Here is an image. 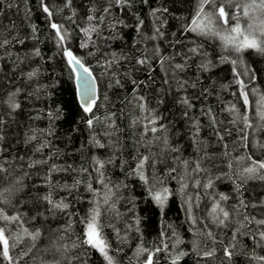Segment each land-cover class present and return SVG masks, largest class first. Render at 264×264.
Listing matches in <instances>:
<instances>
[{"label": "trees", "instance_id": "16d2710c", "mask_svg": "<svg viewBox=\"0 0 264 264\" xmlns=\"http://www.w3.org/2000/svg\"><path fill=\"white\" fill-rule=\"evenodd\" d=\"M198 2L0 3V192L9 201L0 207L8 215H20L19 221L0 220V227L6 229L10 245H16L10 250L13 264H107L97 250L81 243L86 218L97 207L114 264H145L148 254L153 264H173L180 252L187 255L177 264H264L259 259L264 257L259 236L264 226L256 223L264 219V180L243 172L251 164L248 157L264 160V148L259 147L264 128L258 127L264 123L259 115L264 111V53H237L221 34L187 30ZM153 9L157 11L150 15ZM213 10L205 5V11ZM89 15L98 29L90 37L81 31L88 27ZM53 22L61 26L63 42L50 27ZM242 22L249 23L246 18ZM250 22L254 27L245 29L264 41L258 20ZM65 50L97 80L91 113L78 102ZM30 72L36 74L29 78ZM242 91L248 94V105ZM10 93H16L20 105L15 110L6 103ZM245 115L252 125L245 129L247 146L240 134ZM153 118L154 125L149 123ZM143 157L148 160L142 180L137 165ZM97 161L103 162L99 172ZM209 180L212 186L206 187ZM163 188L168 192L161 206L152 196ZM58 203L68 207L55 208ZM217 204L230 213L224 225L213 220L214 215L223 219L219 208L213 212ZM25 228L40 229L41 236L17 240ZM53 241L67 249L55 252ZM141 248L148 251L139 253ZM205 250L214 254L204 256ZM24 252L27 255L20 258ZM0 264L8 261L0 257Z\"/></svg>", "mask_w": 264, "mask_h": 264}, {"label": "snow or ice", "instance_id": "6c2138e0", "mask_svg": "<svg viewBox=\"0 0 264 264\" xmlns=\"http://www.w3.org/2000/svg\"><path fill=\"white\" fill-rule=\"evenodd\" d=\"M114 2L117 5L128 4V0H114ZM143 3L147 4L148 0H142ZM0 3H3V0H0ZM70 3V0H69ZM205 5H209L213 7L212 12H205ZM10 6V5H9ZM235 8V12H231L228 9ZM43 11L48 14L50 17L52 15L51 11L49 10L47 5H43ZM105 13H108L110 11V7H106L103 9ZM156 9H153L150 13V15H155ZM163 11H167V9H163ZM242 12V17L240 13ZM246 18L248 21H257L259 22V30L262 36H264V0H250L249 3H245L241 5L240 3L235 2V0H199L198 2V8L197 11L195 12V15L191 21L192 27L190 31L193 32H199L202 35H219L218 32H215L213 30V25L216 21L222 22L224 25L229 26L230 33L233 35H230L228 38H223L222 39H227V42L231 44L234 48V50L239 53L243 51L244 49H255L261 53H264V41H260L257 39L256 35L252 34L251 32L247 33L245 32L244 29H242L241 25V19ZM95 19L94 16L89 15L87 17V20L89 21L88 27L82 28L81 31L86 35L89 36L92 33H96L98 31L97 27L91 23ZM103 20V17L100 18ZM230 21H234V23L230 24ZM143 24V21H138L137 24V31L139 32L140 26ZM50 27L56 31V36L60 42H63L65 39V36L61 30V26L58 25L57 23H51ZM254 27V24L252 22H249L247 24L248 29H252ZM33 31H35V28H33ZM156 34L160 35L161 33L159 32V29H156ZM153 39L155 36L152 37ZM4 43H7V41H4ZM82 47H87V44H82ZM193 52L196 51V49H192ZM36 55H39V50H36L35 52ZM64 55L68 58V63L73 66V70L75 71L76 67H79L82 69L79 73H77L76 79L79 82L78 83V93L81 97L80 100V106L82 110L85 113H91L93 110V107L95 106L96 102V88H95V78L92 76V73L89 68L84 67L82 61L77 58L72 51L70 50H65ZM145 60H138L137 63L143 64L145 63ZM109 62V66H110ZM235 63V61H233ZM176 68H180L181 65L177 64L175 66ZM202 67H205L202 65ZM36 73L35 72H30L28 74L29 78L34 76ZM117 84L120 83L119 80L116 81ZM133 84L135 85V81H133ZM241 85L243 87V84L241 82ZM20 90L17 89L16 92H19ZM15 95L16 93H10L8 100L6 103L8 104L9 108L12 110H15L20 107L19 103L15 101ZM241 95L243 96L244 104L248 105L249 104V99H248V94L246 92H241ZM141 100L143 97L140 98ZM262 101H264V97L261 98ZM184 103H187V100L184 101ZM141 108H143V104L140 105ZM260 119L261 121H264V111L259 112ZM243 122H244V128L240 130L241 138L242 140L245 141V146H247L246 142L248 140V133L245 129L252 127V125L248 121V117L245 115L242 117ZM93 119L89 118L87 120V125L89 127H92L93 125ZM0 123H2V120H0ZM150 124H155L156 123V118H153L152 120L149 121ZM233 123H235V120H233ZM162 127V126H161ZM259 128H264V123H261ZM148 129L146 128V131ZM150 131L155 133L157 131L156 127H151ZM3 137L0 136V140H2ZM98 143V142H97ZM100 147H103V145H99ZM260 148H264V144H259ZM22 159V157H21ZM248 159L251 161V164L249 167H246L243 169V172L248 175L249 178H259L261 180H264V175L260 173H264V160H252L251 157H248ZM148 160V157H143L140 160V163L137 165V174L140 175V179H145V177L142 174V169L145 161ZM110 162V161H109ZM187 163V162H185ZM97 164L99 167L97 168V171H100V168L103 167V162L97 161ZM31 166V165H30ZM197 169H199V165L196 166ZM231 167V165H229ZM0 171H4L2 166H0ZM174 171V169H173ZM103 183V179L100 181ZM212 186V181L209 180L208 184L206 187H211ZM105 187H107L105 185ZM184 185H182L183 190ZM89 189L91 190V185H89ZM22 189H17V191H20ZM9 191V190H5ZM152 189H150V192ZM167 188H163L161 191L155 192L152 196V198L156 201L158 205H163L164 202L167 199ZM44 199L48 200V197H45ZM221 199L225 200L227 199L226 196L221 195ZM8 197L4 195L3 192H0V203H8ZM107 203V198L104 201ZM49 203L51 201L49 200ZM55 208H67V204L63 203H58L54 205ZM255 207V205H253ZM219 208V205H214L213 206V212H216V209ZM219 212L222 213L223 219H220L218 216H213V220L218 222L219 225H224L225 221L229 218L230 213L228 211H225L223 208H219ZM42 213H37V216H41ZM100 215L99 209L93 208L89 214V216L86 218V228H85V234H84V239L82 240V244L86 245L92 249L97 250L105 259L107 264H114V259L112 256L109 255L108 251V243L107 241L103 238V234L100 230V225L98 223V217ZM37 217H33L32 219H36ZM254 219V218H253ZM0 220L5 221V222H14V221H19L20 220V215L19 214H14V215H8L3 207H0ZM252 221L249 220V223ZM257 224L264 226V219L257 220ZM54 233L58 230H52ZM209 236L212 234L209 232ZM24 236L29 237L32 241L37 240L41 236V230L36 229L34 231H29L27 228L24 229L22 234H17L16 239L17 240H22ZM259 236L262 240H264V231L259 232ZM58 239L63 240V236H59ZM16 245L12 244L10 245L9 243V238L6 235V229L3 227H0V257L3 258V260L8 261V264H13V257L10 254L11 248H14ZM77 245H73V247H76ZM67 249V245H57L55 241H53V250L57 253H60L61 250ZM28 251H31L29 248ZM139 253H145L148 250L141 248L138 250ZM156 251H161L160 248H157ZM225 256L231 257L232 252L229 250V248L224 249ZM214 254V250L212 251H207L205 250L203 255L204 256H212ZM27 252H24L21 254L22 258L23 256H26ZM187 255V253L180 252L175 256L173 259V264H177V262L181 259L182 256ZM260 260H264V257H259ZM55 264H62V260H56ZM145 264H153V257L152 254H148L147 259L145 261Z\"/></svg>", "mask_w": 264, "mask_h": 264}, {"label": "rangeland", "instance_id": "374dc122", "mask_svg": "<svg viewBox=\"0 0 264 264\" xmlns=\"http://www.w3.org/2000/svg\"><path fill=\"white\" fill-rule=\"evenodd\" d=\"M205 12H207V11H205ZM248 21V20H247ZM248 22H250V21H248ZM243 24V22L241 23V25ZM245 28H247V25H245V26H243L242 25V29H244L245 30V32H246V34L248 33V31L245 29ZM213 30L216 32V30H218V32H219V34H221V36H223L224 38H228L229 36H230V31H229V29H225V28H222L221 26H220V24H219V22H215L214 23V25H213ZM252 31V30H251Z\"/></svg>", "mask_w": 264, "mask_h": 264}, {"label": "water", "instance_id": "95a60500", "mask_svg": "<svg viewBox=\"0 0 264 264\" xmlns=\"http://www.w3.org/2000/svg\"><path fill=\"white\" fill-rule=\"evenodd\" d=\"M72 66V65H71ZM73 67V66H72ZM85 67V66H84ZM80 71H82V69H80L79 67H76L75 71H74V74H75V78H74V82H75V86H76V93H77V98H78V102L80 104V100H81V97L78 93V81L76 79V76H77V73H79ZM92 76L95 78V76L92 74ZM95 88H96V99H97V96H98V84H97V80L95 78Z\"/></svg>", "mask_w": 264, "mask_h": 264}]
</instances>
